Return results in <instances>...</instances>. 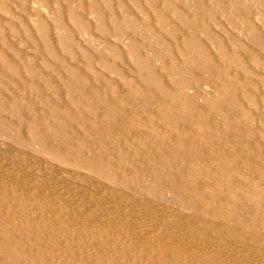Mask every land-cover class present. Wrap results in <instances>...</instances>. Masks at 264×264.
I'll return each mask as SVG.
<instances>
[{
    "label": "bare ground",
    "instance_id": "bare-ground-1",
    "mask_svg": "<svg viewBox=\"0 0 264 264\" xmlns=\"http://www.w3.org/2000/svg\"><path fill=\"white\" fill-rule=\"evenodd\" d=\"M104 1L106 7L100 0H91L88 5L86 0L57 2L58 26L69 34L70 41L64 36L59 43L54 44L51 40V28L45 19L42 21L45 30L44 44L31 39L35 54L34 58L28 61L22 52L16 49L12 50L14 55L10 54L12 52L9 51L6 41L5 28L0 25V41L3 40L7 44L0 45V131L9 139H13L16 142H13L14 144L24 147L39 145L41 151L56 159L67 160V163L70 160L77 167H87L96 174L100 173L101 178V175L108 177L120 191L123 189L125 192L124 188L128 187L131 193L133 191V195L137 194L136 199L130 198L127 202L129 212L137 211L140 207L142 209L144 205L151 208V215L148 214L147 218L152 216V224L147 234L153 238L172 235L174 238H167L169 241L172 238L176 241L184 237L186 239V236L200 237L202 234L208 241L206 245H201L204 247L192 243L185 249L181 244L179 246L186 254L188 252L196 256L205 250L206 253L201 255L208 256L213 250L214 255L218 256V252H215L218 249L212 248L213 245L210 244V232L207 230V224L202 221L203 215L221 220L230 227H237V224L251 227L252 223L255 230L261 219L264 220V158L261 157L262 153L256 151L258 148H264L258 139L264 135V120H256V110L259 106L257 91L261 89V85L264 86V76H259L260 87H254L252 82L258 75L250 64L252 60L258 67L264 68V41H257L262 39L258 32L247 40L253 39L256 42L255 47H251L250 43L242 41L235 34H230L229 40H226L207 25L204 14L197 10L191 14L173 6L175 15L170 16L168 0H146L147 7L143 6L142 0H133L150 20L152 16L159 17L158 27L135 16L131 11L119 13L112 0ZM117 3L121 8H126L125 2L119 0ZM9 5L3 0L0 2V7L10 13L12 10ZM86 9L94 14L93 21L87 18ZM66 15L74 17L75 25L81 23L86 31L101 32L107 46L115 49L120 62H110L112 59L108 60L104 52L92 53L84 50L87 60L84 68L74 50L77 36L71 27L65 24ZM21 20V25L26 26L32 38V29L28 23ZM1 22L0 20V24ZM14 24L11 23L10 27L16 31L17 26ZM139 27L150 31L155 37V42L145 34H137ZM113 33L118 34V37L128 35L126 53L132 58L133 65L128 64L127 55L120 48L124 42L123 38H118L119 44L109 40ZM203 34L217 47L218 55L203 39ZM162 48H166V52H163ZM61 49L66 50L65 54L69 55L70 61L62 55L63 51L60 53ZM146 51L153 52L162 60V71L155 66V57L146 54ZM96 62L104 63L117 75L116 78L98 72ZM38 63H42L45 70L39 68L41 65ZM230 68L237 71L233 73ZM84 69L90 70L91 73L87 74ZM204 84H211L215 93H206V90L204 92ZM189 87L194 90L191 94L186 90ZM64 89L67 91L66 100L62 94ZM242 91L248 96L247 103L251 104L250 106L241 99ZM8 154V150L3 153ZM19 160L23 161L22 166H30L31 161L27 153L13 156L12 166L16 169L21 167L17 162ZM147 177L154 183L150 188L146 186ZM6 184L1 182L0 188L13 185L9 182ZM166 190L174 193L176 201L181 206L192 209L193 214L186 215L167 207L169 211L166 213L174 217L171 220L168 215L164 216L166 213L155 211L152 201H147L148 196L152 192L163 193ZM119 192L117 190V195ZM112 193H108L106 199L110 200L115 196ZM258 193L261 194L259 197ZM252 198L257 199L258 205H254L257 207L250 206L249 200ZM120 203L125 205L126 202L121 200ZM125 210L128 211L126 208ZM211 224L219 226L217 223ZM126 229L127 234L134 235L131 228ZM235 231L238 232L239 229ZM212 232L221 235V238L226 233H219V230ZM239 234L241 233L238 232ZM241 235L245 236L243 233ZM253 236L251 237L254 238ZM195 239L193 240L196 241ZM214 239L212 241L218 240ZM97 250L99 252L96 255H99L101 252ZM17 255L16 249L10 248L0 239V264H25L17 260ZM262 256L264 257V252ZM93 259L72 260L77 262L75 264H93Z\"/></svg>",
    "mask_w": 264,
    "mask_h": 264
},
{
    "label": "rangeland",
    "instance_id": "rangeland-1",
    "mask_svg": "<svg viewBox=\"0 0 264 264\" xmlns=\"http://www.w3.org/2000/svg\"><path fill=\"white\" fill-rule=\"evenodd\" d=\"M3 1L10 4L9 6L10 9L12 10L10 11L13 14H15L14 16L13 14H10L11 12L9 13L8 11H6V9H2L0 7V20L2 21L0 25H3L5 28L4 31H6L5 32L6 41L10 48L9 51L12 52V50L16 49L22 52L25 60L27 61L32 60L34 58L35 48L33 46V43L31 42V39L32 40L35 39L37 43L40 42V44H44L43 42L45 41L44 40L45 30L42 27L43 25L42 21H45V19L51 28L50 30L51 37H53L51 40L54 44L57 42L59 43V40L64 36L68 38L67 41H70L69 39L71 37L69 36V34L65 33V30L63 29L61 30V28H59L58 26L59 16L57 15V11L59 9L57 6V2L61 0H57V1L56 0H3ZM90 1L91 0L89 1L86 0L87 5L88 3H90ZM100 1L106 7V5L104 4L105 1L104 0H100ZM118 1L119 0H112L113 4L117 7L119 13H123L124 11L128 10L131 11L132 14H135V16H138L139 18L143 19L144 21H150L154 26L157 25L156 27L160 26L158 19L159 17L152 16V19L150 20V18L147 17V14L142 12V9L133 0H120L126 3L125 9L121 8L118 5L117 3ZM168 1H169L168 4L170 9V16L175 15L174 8L177 7L181 11L182 10L187 11L188 13L190 12L191 14H194L195 13L194 10H197L199 13L204 14L207 25H209L213 30H215V33L221 35L226 40H229L230 34L232 35L235 34L236 36H239L242 41H245L246 43H250L251 47H255L256 42L253 39H251L250 41L247 40L253 37L258 32V34H260L259 37H262V39L261 40L259 39L257 41L258 42L264 41V0H168ZM142 4L145 7H147L148 5L146 0H142ZM81 11L83 10L81 9ZM86 11H87L86 13L87 18L90 21H93V19H95L94 14L89 13L88 9H86ZM244 13H246V15ZM21 19H23V21L26 22V24L28 23L27 25H29V27L32 29L33 31L32 38H31L32 34L31 35L29 34V31H27L26 26L23 27L21 25L20 23ZM74 20H75L74 17L72 18L71 16L68 15L65 16L66 26L71 27L70 29L77 36V43L74 46V50L78 58V61L82 63L84 68L87 63L86 56H84V50L89 52L91 51L92 53L94 52L97 53L101 51L107 55L108 60L112 59L109 60L110 62L112 61L120 62L119 61L120 58L118 59V57H116L115 49H113V47L111 46H107V43L105 42V39L101 35V32L96 30L95 32L86 31V29L83 27L81 23L80 25L76 26L75 25L76 21ZM11 23H15L14 25L17 26L15 27L16 31L12 29V27H10ZM137 34L139 35L145 34L149 36L152 42H155L154 35L150 31H146L144 28L139 27V29L137 30ZM203 36H204L203 39L209 44L211 49H213V51L218 55L219 50L217 49V47L214 44H212V41L207 37L206 34H203ZM118 38H123L124 42L122 44V47L120 48H122L126 53L127 52L126 43L127 41H129L128 35L118 37V34L113 33L112 37L111 38L109 37V40L115 44H119ZM0 45H7V44H5V42L2 40L0 41ZM162 50L163 52H166V48H162ZM61 51L63 50L61 49L60 53H62ZM65 51L66 50L63 51L64 53H62V55L64 57L66 56V59L70 61L71 58L69 57V55H67V53L65 54ZM145 53L151 54L155 57L154 58L155 66L157 67L158 70L162 71V67H163L162 60L156 57L155 54L151 51H146ZM10 54L14 55L13 52ZM126 55H127L128 64L133 65L134 62L132 58L127 53ZM251 61H250L251 68H253V70H255L258 75L254 77L255 79H253L252 83L254 84V87L257 86L260 87L259 76L260 77L264 76V68L258 67V65H256L254 62ZM39 64L41 65L39 66V68L41 67V69L45 70V66L42 65V63H38V65ZM95 65L98 72L108 75L112 78H116L117 75L114 72L110 71L108 67L105 66L104 63L96 62ZM84 70L87 74L91 73L90 70L89 71L87 69ZM230 70H232L233 73L237 71V69H231V68ZM245 78L246 77L244 76V79ZM56 80L58 81V79ZM186 90L187 93L189 94L194 92V90L190 87L187 88ZM202 90L204 92L206 90V93H210V94L215 93L214 92L215 88L211 84H204ZM62 91H63L62 94L64 95V98L66 100L67 91L65 89ZM257 92L259 97V106H257L258 109L256 110V114H257L256 120L260 121V120H264V86L261 85V89L259 88ZM241 99L246 103L248 102V96L246 97V94L243 91L241 92ZM250 105L251 104L247 103V106ZM260 133L262 132L260 131ZM262 137H258V139H259V144L262 143L264 147V135ZM13 142H14L13 139H9L8 137H6V135H4L3 132L0 131V183L2 182V184H6L7 182H9L13 184L12 186L6 188H0V192H1L0 193V239L4 240L10 248L16 249L18 254L16 256L17 260L23 261L25 264H36L34 262H38V264H52V262L53 264H67V263L75 264L77 262L76 261L74 262L73 260L80 261L82 259L84 261H88V259H93V258H94L92 261L93 264L96 263L103 264V262L104 264H132V261L133 264H179V263L202 264L201 262H203L204 264H207V262L208 264H217L216 262H218V264H224V263L225 264H264V261H261L264 259V257L262 256V253L264 252L263 250L264 235L262 236V234H264L263 219H261L260 221L261 223L257 226V229L255 230L252 223H250L251 227H248L246 225H244L245 227H243L242 225L240 226L239 224H237V227L234 225L230 227L227 226L226 223L221 220L217 221L215 219H212L211 217H208V215L207 216L203 215L202 217L204 218L202 219V221H204L207 224L206 226L208 227L207 230L210 232L209 234L210 236L209 239L211 240L210 244L213 245L212 248L218 249L217 251H215L218 252L217 253L218 256L214 255L213 250L211 252V255L208 256H202L206 253L205 250L204 252H201L202 255L199 253V255L201 256L199 255L194 256L188 252L186 254V251L182 249L183 248L185 249L191 243L198 246L206 245L208 241L205 238V236L202 234L199 235L200 237H196L197 235L194 237L186 236L187 237L186 239L185 237L182 238L183 240L177 239L179 240L178 242H176L177 240L176 241L173 240L174 237L172 235L171 237L173 238L171 239V241H169V238H171L169 235H167V237L169 238H167L166 236L153 238V236H151L149 233L147 234V232H150L148 228H150L151 227L150 224H152L151 223L152 221H150L152 220V216L151 217L149 216L151 219L149 217H148L149 219L147 218L148 214L151 215L150 212L151 208L149 206L146 207L144 205L142 206L143 207L142 209L140 207L141 210L140 209H137V211L133 210L132 212L130 211L131 212L130 213L128 210L127 202L130 198L136 199L137 194L133 195L134 194L133 191L131 193L128 187L124 188L126 192L125 193L123 189H121L120 191V189L116 188V186L112 184L113 182L109 180L108 177L106 176L103 177V175H101L102 178H104L102 179L100 177V173L96 174L93 171H91L89 168L87 169V167L86 168L80 166L77 167V165L75 164L76 165L75 166L74 164H72V161L70 160L68 162L69 163L71 162V164L67 163V160L62 161L61 159H56L54 156L41 151L39 145H35V147L25 146L26 147L25 148L24 146H21L19 144H14L16 142L14 143ZM7 150L9 151V154L3 155V153H5V151ZM256 151L262 153L261 157L264 158L263 157L264 148L263 149L258 148ZM23 152L29 155L31 161L30 166L29 167L22 166L21 164H23V161L21 160L22 162H20L19 160L17 162L21 166L20 167L21 170H18L20 168L16 169L15 166H12L14 165V163L12 162V158L13 156L19 155ZM105 178L107 180H105ZM148 178L149 177L145 178V182H146V186L150 188L154 183L151 182V178L149 179ZM22 189H24V191ZM126 189H128V192L131 193L133 197H131L132 195L129 194ZM117 190L118 192L120 191L118 193L119 195H117ZM97 191H99L100 194ZM110 192L111 193L114 192L112 194H115V196H113L109 200L106 198H108L107 195L108 193L110 195ZM157 192L158 191L152 192L148 196V200H147L150 201V203L152 201L151 204L154 205L155 211H158L160 214H164L166 213V211H169L167 210L169 208L186 215L193 214L192 209L185 208L181 206L179 202L176 201V196L174 193L170 191L168 192V190L163 191V193L160 192L157 193ZM260 195L261 194L258 193V197ZM114 198L117 199L116 200L117 202L115 201ZM152 199L155 200L157 203H155V201H153ZM260 199H262V197L259 198L258 201ZM121 200H124L126 202L125 205L123 203H120ZM256 200L257 199H253V198L252 200H249V203L251 204L250 206L258 205V202ZM262 203L264 208V199H262ZM156 204L158 205L156 206ZM120 206L123 208H120ZM125 208L128 211H126ZM123 209L125 211H123ZM146 209L149 210L147 211ZM110 211L112 213H110ZM138 211L139 212L142 211L140 212L141 214ZM262 211L264 212V209H262ZM142 214L144 215V217ZM169 214L170 213H166L164 216L168 215L167 217L172 220V218L174 217H170L172 215ZM176 218L177 217H175V219ZM211 222L217 223L219 226L217 227L211 224ZM96 223H98L99 225L98 224L96 225ZM141 223H143V225ZM110 225H112V227ZM221 225H223V227ZM128 227L131 228L130 230L134 232V235H130L126 233L127 232L126 228ZM143 227L144 228L146 227V229H144ZM238 229H239L238 232L241 234L243 233V235L245 234V236L242 237L241 234L238 235V232L235 231ZM252 229L255 232H253ZM218 230L219 233L226 232L224 236L225 238L224 237L221 238L222 237L221 235H215V233L212 232V231L218 232ZM232 231L235 232L233 233ZM228 232L230 235L228 234ZM212 235H214L215 237ZM250 235L251 236L254 235L253 237L255 238V240ZM217 236L218 238H216ZM256 237L258 238L260 237L259 238L260 240L257 239ZM10 238H12L13 240ZM213 238H215L214 240L216 239L218 240L216 242L212 241ZM243 238H245V240ZM193 239H195L196 241H194ZM249 239L250 240L252 239V241H250ZM152 240L153 242H157V243L154 244ZM166 240L169 241V243ZM253 241H254V245H252ZM175 242L176 244H174ZM259 242L260 244H258ZM158 243H160L161 245ZM222 243L223 245H221ZM152 244H153V248H152ZM180 244L183 248L179 246ZM261 244L262 246L260 247L259 245ZM155 245H157V247H155ZM177 248H179V250ZM97 249H99L101 252L99 253V255L101 254L100 256L98 254L96 255V253L99 252ZM164 249L165 251H163ZM89 250L90 252L93 251L92 252L93 254L90 253ZM158 250H160L161 252H159ZM178 251L180 252L177 253ZM31 255H33L34 257ZM35 256L37 257L40 256V257L36 258ZM87 257L89 258L87 259ZM246 257L248 258L250 257V258L248 259ZM208 258H211V260H209ZM137 261L138 263H135Z\"/></svg>",
    "mask_w": 264,
    "mask_h": 264
}]
</instances>
